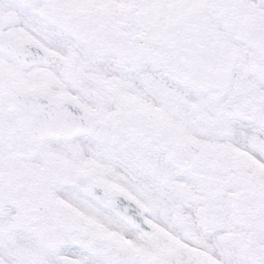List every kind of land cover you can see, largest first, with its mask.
Returning <instances> with one entry per match:
<instances>
[{"label": "flooded vegetation", "instance_id": "flooded-vegetation-1", "mask_svg": "<svg viewBox=\"0 0 264 264\" xmlns=\"http://www.w3.org/2000/svg\"><path fill=\"white\" fill-rule=\"evenodd\" d=\"M260 13L264 0H0V264H77L75 245L104 233L105 264H190L201 246L216 264L236 234L253 261L264 74L240 29ZM31 94L79 103L93 134L30 140ZM141 215L145 229L123 219Z\"/></svg>", "mask_w": 264, "mask_h": 264}, {"label": "water", "instance_id": "water-1", "mask_svg": "<svg viewBox=\"0 0 264 264\" xmlns=\"http://www.w3.org/2000/svg\"><path fill=\"white\" fill-rule=\"evenodd\" d=\"M241 30L242 41L253 51L250 61L252 66L264 73V13L257 15L256 18H249ZM4 48L8 50L10 46L5 44ZM193 85L198 87L195 82ZM19 104L27 135L33 140L61 138V136L72 139L77 135L92 134L93 125L88 113L72 101H59L43 95L35 97L31 94L24 99L21 98ZM73 182L75 183V180ZM91 193L90 197L95 199L96 197ZM125 219L129 224L136 225L130 217ZM140 220L144 222L143 217ZM142 222L140 225L143 224ZM259 251L264 254L260 249L257 253ZM263 257L264 255H260L259 259Z\"/></svg>", "mask_w": 264, "mask_h": 264}, {"label": "rangeland", "instance_id": "rangeland-1", "mask_svg": "<svg viewBox=\"0 0 264 264\" xmlns=\"http://www.w3.org/2000/svg\"><path fill=\"white\" fill-rule=\"evenodd\" d=\"M247 224H245L246 226ZM244 225L240 224V223H237L235 225L236 228L238 227H242ZM240 229V228H238ZM193 228H189L188 229V232H193ZM238 232V230L236 231ZM106 236V237H105ZM111 237V235L107 236L102 234H98V236H96V238H94V245L91 247V248H86L85 245H90L92 243V240L91 239H87V240H81L82 243L81 244H76L74 249H73V252H75V262H77V264H105L103 263V257H102V254H99L101 252H99L98 254L97 253H94L93 250H96L97 247L100 248V246L102 245V240L103 238H109ZM115 237H111L110 239H112L113 241L115 240L114 239ZM193 242L195 243V240H193ZM249 240H247L245 238V236H241L239 234H236V239H235V247H236V256H226V253L224 255L223 252H219V257H218V261L217 260H212V262L216 263V264H256V261H252V260H249V255L246 253H244V250L246 248L249 247ZM201 246V245H199ZM207 248L204 249L203 246H201V249L198 250L196 248H193V249H189V257H190V264H203V260H200L202 254V250H205L206 251ZM58 252H60V256H63L65 251H64V248L63 247H60ZM43 259H40V263ZM68 260V259H66ZM66 260L62 259L60 261L61 264H66ZM217 261V262H216ZM260 264H264V260L262 263Z\"/></svg>", "mask_w": 264, "mask_h": 264}]
</instances>
